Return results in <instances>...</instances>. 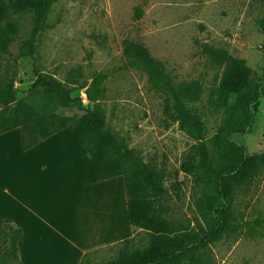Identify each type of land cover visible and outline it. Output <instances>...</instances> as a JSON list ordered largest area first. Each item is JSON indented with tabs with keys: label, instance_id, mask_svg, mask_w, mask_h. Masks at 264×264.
Instances as JSON below:
<instances>
[{
	"label": "rangeland",
	"instance_id": "1",
	"mask_svg": "<svg viewBox=\"0 0 264 264\" xmlns=\"http://www.w3.org/2000/svg\"><path fill=\"white\" fill-rule=\"evenodd\" d=\"M49 14L51 27L40 35L35 58L20 56L19 51L31 32V15L10 19L15 23L9 30L10 54H0V68L16 73L17 98L26 96L39 72L67 82L74 98L88 104L82 88L96 75L107 74L106 96L100 101L107 129L125 139L143 161L166 170L168 218L194 226L199 217L195 182L180 171L194 143L164 113L165 94L124 56V43L133 40L145 45L176 83L201 81L204 94L192 106L200 110L209 142L225 119L224 112L208 104L223 74L232 70L264 84V36L257 25L264 15V1L53 0ZM206 47L228 52L230 61L220 65L205 53ZM76 70L82 76L73 74ZM59 112L67 116L84 113L76 108ZM254 116L249 132L232 138L245 144L249 155L264 152V96ZM9 148L17 157L14 146ZM176 182L184 185L178 189ZM235 207L243 229L213 243L208 259L215 264H264V172L238 192ZM138 234L143 246L147 237L142 231ZM109 249L93 260L113 259L115 252Z\"/></svg>",
	"mask_w": 264,
	"mask_h": 264
},
{
	"label": "trees",
	"instance_id": "2",
	"mask_svg": "<svg viewBox=\"0 0 264 264\" xmlns=\"http://www.w3.org/2000/svg\"><path fill=\"white\" fill-rule=\"evenodd\" d=\"M52 4L53 0H0V54H10L9 30L15 26L10 19L29 14L31 32L19 51L20 56L35 58L40 35L51 27ZM141 15L138 10L136 17L140 19ZM257 25L264 36V15ZM204 51L220 65L231 59L224 50L206 47ZM123 53L132 65L145 71L155 89L165 94L164 113L194 143L180 167L195 182L199 217L194 226L168 218L166 170L143 161L125 139L107 129V116L100 106L106 96L107 74L96 75L89 86L82 88L88 100L84 104L83 98H74L67 82L39 72L26 96L17 98L16 73L0 68V135L20 129L22 149L28 151L69 128L101 170L95 181L124 178L130 224L144 232L146 243L141 246L143 239L137 234L109 247L115 252L110 261L95 262L94 256L102 251L99 250L84 255L81 264H215L207 255L211 245L243 229L235 207L238 192L251 186L264 172V152L249 155L245 144L232 139L252 128L264 84L232 70L223 74L211 90L208 104L224 112L225 119L208 142L200 110L192 106L204 94L201 81L176 83L140 42L125 41ZM73 74L82 76L80 70ZM75 108L83 115L59 112ZM176 183L178 189L184 185ZM22 236L23 231L11 220L0 218V264H23L18 254Z\"/></svg>",
	"mask_w": 264,
	"mask_h": 264
},
{
	"label": "crops",
	"instance_id": "3",
	"mask_svg": "<svg viewBox=\"0 0 264 264\" xmlns=\"http://www.w3.org/2000/svg\"><path fill=\"white\" fill-rule=\"evenodd\" d=\"M67 129L28 151L20 129L0 135V218L23 231V264H81L142 231L130 224L121 177L95 181L99 166Z\"/></svg>",
	"mask_w": 264,
	"mask_h": 264
}]
</instances>
